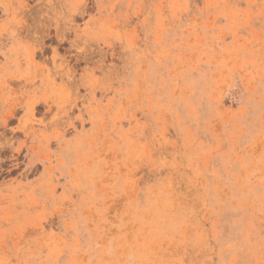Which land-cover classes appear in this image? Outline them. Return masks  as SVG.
<instances>
[{
	"label": "rangeland",
	"instance_id": "obj_1",
	"mask_svg": "<svg viewBox=\"0 0 264 264\" xmlns=\"http://www.w3.org/2000/svg\"><path fill=\"white\" fill-rule=\"evenodd\" d=\"M0 264H264V0H0Z\"/></svg>",
	"mask_w": 264,
	"mask_h": 264
}]
</instances>
